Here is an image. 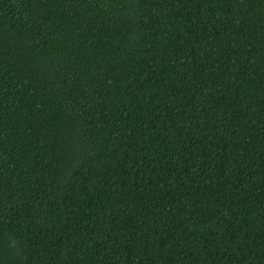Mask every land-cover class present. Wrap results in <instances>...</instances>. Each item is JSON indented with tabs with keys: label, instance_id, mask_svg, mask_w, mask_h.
Segmentation results:
<instances>
[{
	"label": "trees",
	"instance_id": "obj_1",
	"mask_svg": "<svg viewBox=\"0 0 264 264\" xmlns=\"http://www.w3.org/2000/svg\"><path fill=\"white\" fill-rule=\"evenodd\" d=\"M0 264H264V0H0Z\"/></svg>",
	"mask_w": 264,
	"mask_h": 264
}]
</instances>
